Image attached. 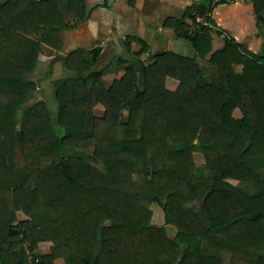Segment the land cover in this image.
<instances>
[{
    "label": "trees",
    "instance_id": "trees-1",
    "mask_svg": "<svg viewBox=\"0 0 264 264\" xmlns=\"http://www.w3.org/2000/svg\"><path fill=\"white\" fill-rule=\"evenodd\" d=\"M226 1L165 18L194 56L152 54L135 34L99 69L97 52L69 51L55 118L43 99L23 107L37 89L25 77L43 44L61 49L62 31L88 19L86 1H0V264H30L43 241L39 264H264V52L217 24ZM250 1L264 29V0ZM198 14L209 24L192 29ZM152 203L175 237L152 223Z\"/></svg>",
    "mask_w": 264,
    "mask_h": 264
},
{
    "label": "crops",
    "instance_id": "crops-1",
    "mask_svg": "<svg viewBox=\"0 0 264 264\" xmlns=\"http://www.w3.org/2000/svg\"><path fill=\"white\" fill-rule=\"evenodd\" d=\"M90 13L88 19L73 28L62 31V47L66 44L64 34L68 33L71 45L87 49L96 36L101 47L106 41L120 42L129 34L143 37L149 43L150 53L170 50L188 56L196 51L192 44L174 35L173 30L163 25L167 16L180 17L185 8L198 1L207 0H85ZM218 1V0H210ZM217 24L255 53L264 52V29L257 26L250 0H229L217 3L212 10ZM213 49L224 44V38L213 33ZM82 38V39H81ZM84 38V39H83ZM120 40V41H119ZM134 48L137 45H133ZM263 46V47H262ZM61 47V48H62ZM105 48V47H104ZM125 48V47H124ZM42 244H50L48 241ZM49 250V247L48 249Z\"/></svg>",
    "mask_w": 264,
    "mask_h": 264
},
{
    "label": "rangeland",
    "instance_id": "rangeland-1",
    "mask_svg": "<svg viewBox=\"0 0 264 264\" xmlns=\"http://www.w3.org/2000/svg\"><path fill=\"white\" fill-rule=\"evenodd\" d=\"M63 37L66 38L67 41L65 46H63L59 50H53L44 44L42 45L39 53V60L35 68L25 77V79L27 80H33L37 82V89L28 96L27 101L23 107L31 105L39 99H43L50 107L54 118L57 112V101L55 100L54 97V91H55L54 81L60 77L67 76L70 73L64 66L63 58L69 51L77 48H82L80 46L78 47L71 45L72 37L68 33L64 34ZM101 38L103 37L96 36L95 38L92 39L90 45L88 43V38L85 39L87 44L86 47H88L87 50L89 52L95 51L98 53V61L95 66L96 69L105 66L109 61H111L114 57L118 55H124V56L127 55L125 52V48L122 47L123 45L122 44L120 45V42H117V40H115V42L106 41L104 43V46L101 47L98 43L101 40ZM120 40H122V42L124 43V39L122 37H120ZM123 67H124L123 65L120 66L118 72H109L106 75H104L103 82L109 85L113 80V78L119 77L123 73L124 71ZM23 107L19 110V114H18L19 117L22 114ZM103 109H104L103 106L101 104H98L95 107V112L98 115H101L103 113ZM233 114L238 117L241 115V112L239 109H235ZM55 126L57 130L60 129V127L57 124H55ZM83 149H85V151L87 152H91L92 146L87 145ZM196 162L200 166L203 163V158L200 155L196 156ZM245 188H247V190L250 192L256 191V186L253 185H248ZM150 207L153 211L152 223L156 225H165L168 235L170 237H175L176 228L172 225L165 223L163 208L157 203H152ZM17 215L20 219L27 217L26 214H24L20 210L17 212ZM48 242L50 244H42V245L39 244L38 248L34 252L35 253L47 252L48 247L50 249L52 245V242L50 241ZM222 254L224 261L229 262L230 254L228 252L227 253L224 252ZM55 264H65V262L62 258H59L55 261Z\"/></svg>",
    "mask_w": 264,
    "mask_h": 264
},
{
    "label": "built area",
    "instance_id": "built-area-1",
    "mask_svg": "<svg viewBox=\"0 0 264 264\" xmlns=\"http://www.w3.org/2000/svg\"><path fill=\"white\" fill-rule=\"evenodd\" d=\"M209 24V20L207 19L206 15H201L198 14L195 17L194 22L192 23V29H196L200 26L203 25H208ZM27 253H28V260L30 262V264H39V259L36 256V253L33 250L27 249Z\"/></svg>",
    "mask_w": 264,
    "mask_h": 264
}]
</instances>
